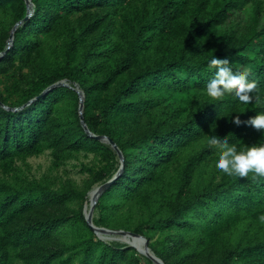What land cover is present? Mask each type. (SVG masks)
Listing matches in <instances>:
<instances>
[{
  "label": "trees",
  "instance_id": "1",
  "mask_svg": "<svg viewBox=\"0 0 264 264\" xmlns=\"http://www.w3.org/2000/svg\"><path fill=\"white\" fill-rule=\"evenodd\" d=\"M32 3L33 15L0 58V264H144L134 248L106 243L86 221L84 203L102 172L86 190L54 189L18 167L45 152L56 166L80 153L118 157L83 128L75 84L88 129L112 140L125 160L96 204V227L144 236L164 264H264V177L214 166L207 181H195L218 158L207 143L212 132L241 148L264 143L247 123L264 113V0ZM27 15L25 0H0V54ZM212 55L246 70L260 102L208 98ZM16 71L20 79L3 88ZM62 81L70 87L45 93ZM180 95L187 100L173 101ZM134 208L147 213L135 226ZM156 234L160 242H152Z\"/></svg>",
  "mask_w": 264,
  "mask_h": 264
},
{
  "label": "clouds",
  "instance_id": "2",
  "mask_svg": "<svg viewBox=\"0 0 264 264\" xmlns=\"http://www.w3.org/2000/svg\"><path fill=\"white\" fill-rule=\"evenodd\" d=\"M209 67L215 68V74L206 85L205 95L208 98L234 94L242 104L252 103L254 99L260 102V96L253 95L257 91V84L248 80L246 70L234 71L227 56L212 55ZM233 122L237 125L242 123L239 116ZM247 123L264 135V113L250 118ZM229 140V134L220 137L212 132L207 136V143L218 149L216 168L228 176L247 177L252 174L254 177H264V143L241 148L235 143H229Z\"/></svg>",
  "mask_w": 264,
  "mask_h": 264
},
{
  "label": "rangeland",
  "instance_id": "3",
  "mask_svg": "<svg viewBox=\"0 0 264 264\" xmlns=\"http://www.w3.org/2000/svg\"><path fill=\"white\" fill-rule=\"evenodd\" d=\"M250 10L242 13L241 16L243 19H247L250 16ZM23 73H27L24 71ZM20 79L19 73L16 71L10 77L3 78V88L5 87H13L16 82ZM187 100L184 96H176L173 101L177 103L181 102L182 100ZM183 104V103H182ZM187 104V103H186ZM121 165V161L119 156L116 158H111L109 160H101L98 157H95L93 154L87 153H80L74 159L63 163L59 166H56L55 161L50 152H45L40 156L33 157L28 159L25 163L19 162L18 167L22 172V176L24 178L29 179L30 181H37L44 183L48 186H51L54 189L60 188L66 185H73L79 190H86L87 185L89 182L92 181L94 174L96 172H102L104 174V181L97 183L93 189L100 187L105 184V181L109 179V177L113 174L114 169ZM215 166V162L211 163L210 168L207 172L199 178V174L196 176V182L200 180L207 181L209 179V175ZM116 176V175H115ZM206 183V182H203ZM92 189V190H93ZM89 191L87 194V202L84 203L85 206L89 203ZM73 207H77L76 204ZM123 213L127 211V209H122ZM147 217V213L141 211L139 208H134L133 212V225L139 224L142 220ZM94 218V215H93ZM163 238L160 234H156L153 238L152 242H160ZM106 243H119L124 246H128L127 244L118 242V241H110L105 238L104 240ZM130 247V246H128ZM136 250V249H135ZM137 255L143 260L144 264H155L151 259L146 256L141 255L136 250Z\"/></svg>",
  "mask_w": 264,
  "mask_h": 264
},
{
  "label": "water",
  "instance_id": "4",
  "mask_svg": "<svg viewBox=\"0 0 264 264\" xmlns=\"http://www.w3.org/2000/svg\"><path fill=\"white\" fill-rule=\"evenodd\" d=\"M26 1V4H27V7H28V15L27 17L19 22L18 24L15 25V27L13 28L12 32H11V36H10V39L8 41V49L1 53L0 54V58L3 57L4 55L7 54L8 50L11 48V46L13 45V42H14V35H15V32L16 30L18 29V27L20 25H22L24 22L28 21L30 19V17L33 15L34 13V4L32 3V0H25ZM31 8V10H30ZM59 87H70V85L66 82V81H62V82H59L55 85H53L52 87L48 88L46 90L45 93H48L50 92L51 90L55 89V88H59ZM74 90H76V92L79 94V97H80V107H79V116H80V121H81V124L83 126V128L85 129V131L87 132V134H89L90 137L92 138H95L96 140L98 141H101L103 143H106V144H109L111 145V147L113 148V150L118 154L119 158H120V161H121V167H120V170L119 172L116 174V176L110 180L109 182H107L106 184L100 186L97 188V194H96V197H95V200L94 202H91L90 205V212L87 213V210H88V204L85 206L84 208V215H85V218H86V221L88 223V225L91 227V229L96 233V235L101 239V240H105L103 237H101L99 235V232H106V233H109V234H112V235H117V236H130V237H134V238H138L142 241V243L145 245L147 251L149 252L148 254V258L151 259L155 264H164V262L158 258L149 248V241L144 237V236H141V235H138V234H135L133 232H129V231H124V230H110V229H106V228H99V227H96L93 223V215H94V211H95V208H96V204L98 203V200L100 198V196L114 183V181L122 174L123 172V169H124V163H125V160H124V156L122 154V152L120 151V149L118 148V146L112 141L110 140L109 138L107 137H103V136H96L94 134H92L90 132V130L88 129V126L86 125L85 123V120H84V93L83 91L81 90L80 86L78 84H75ZM44 93V94H45ZM42 94V95H44ZM34 101H36V99L30 101L27 105H30L31 103H33ZM26 105V106H27ZM25 107V106H24ZM93 191V190H92ZM91 193V192H90ZM90 195V194H89Z\"/></svg>",
  "mask_w": 264,
  "mask_h": 264
},
{
  "label": "bare ground",
  "instance_id": "5",
  "mask_svg": "<svg viewBox=\"0 0 264 264\" xmlns=\"http://www.w3.org/2000/svg\"><path fill=\"white\" fill-rule=\"evenodd\" d=\"M97 188L93 189V191L89 195L90 201L88 203L87 213L90 212V208H91L89 204H91V202H94L95 200V197L97 194ZM99 235L103 237L104 239L106 238L107 240H110V241H118V242L127 244L128 246L136 249L141 255L148 257L149 252L147 251L142 241L138 238H134L130 236H117V235H112L106 232H99Z\"/></svg>",
  "mask_w": 264,
  "mask_h": 264
}]
</instances>
